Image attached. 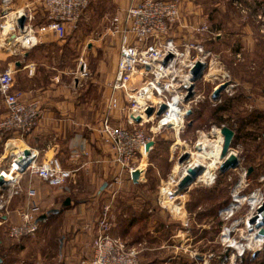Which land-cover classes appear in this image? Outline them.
Wrapping results in <instances>:
<instances>
[{"label": "built area", "instance_id": "2783aa9c", "mask_svg": "<svg viewBox=\"0 0 264 264\" xmlns=\"http://www.w3.org/2000/svg\"><path fill=\"white\" fill-rule=\"evenodd\" d=\"M94 1L98 0H42L46 21L35 28L26 23L31 19L29 15L26 17L24 13H19L12 16L8 12L11 0H0V48L7 41H14L23 49L30 48L37 44L41 34L46 33H51L61 40L67 35L68 28L76 26L85 9ZM21 14L26 17L22 30L16 22ZM180 19L181 0H129L122 13L111 16L106 27L104 35H108L110 41H117L118 53L114 77L107 84L108 91L97 131L101 143L111 153V161L115 167L112 182L116 190L122 184L123 175L131 178V173L139 166L138 158L142 157L145 144L153 138L146 136L141 126L152 121L155 115L158 117V123L156 128L151 127L152 133L162 128H174L173 125H168L170 119L167 106L174 98L177 99L176 106L183 113L184 126V119L187 113L192 111L193 104L191 98L185 100L188 88L195 85L191 71L196 62H200L204 66V78L205 70L216 60V56L213 58L212 52L199 40L177 42L171 35V28ZM195 31L205 33L209 32V29L206 24H202L196 27ZM80 66L85 71L86 64L83 62ZM218 75L221 82H229L227 73L219 72ZM0 97L4 106V114L0 118V177L3 180L0 183V229L4 228L9 240L19 242L23 238L35 236L39 228L38 206L35 202L28 208L16 210L17 219L10 220V204L22 193L23 176L35 175L49 186L57 187L71 177L72 170L63 168L56 157L43 159L38 149L17 144L31 135L37 126L40 100L38 97H27L22 91L14 89V68L10 65L3 67L0 64ZM162 104L166 109L157 115L156 112ZM148 107L153 109L149 116L146 114ZM116 113L127 126L113 122ZM142 115L147 117L143 118ZM137 117L140 118L139 121H136ZM25 150L29 152L27 155ZM215 179L216 174L208 183L198 181L197 177L195 181L212 186ZM260 181H264V174L260 176ZM168 183L171 185L170 190L163 192V187ZM172 184L171 175L169 181L161 180L156 195L157 206L174 217L184 218V226L189 227L187 201L181 199L176 202L180 194H176ZM27 194L31 196L33 191L27 190ZM164 196L169 200V205L180 207L182 204L184 213H174L165 203ZM251 196L255 197L252 203L248 200ZM246 202L249 208L243 227L239 228V235L235 237L238 224L230 227L224 225L221 228L216 241L221 251L216 253L210 248L203 252L198 248L188 250L191 245L187 244V241L192 239L188 237L174 246L176 251L188 253L190 260L196 264H212L211 261H214V264H226L228 260L230 264H234L236 259L241 260L246 252H260L264 246V234L259 235L258 232L261 227L264 229V217L258 209L264 203V185L252 191L248 197H241L236 193L232 202L219 209L218 215L220 220H227L238 209V204L240 210ZM258 224L261 227L258 228ZM112 225L111 208L104 204L94 226L89 229L93 231L90 240L91 256L81 264H140L139 246L127 245L121 238L112 235ZM198 256L200 258H197ZM215 257L218 260H213Z\"/></svg>", "mask_w": 264, "mask_h": 264}, {"label": "crops", "instance_id": "0c3cea01", "mask_svg": "<svg viewBox=\"0 0 264 264\" xmlns=\"http://www.w3.org/2000/svg\"><path fill=\"white\" fill-rule=\"evenodd\" d=\"M109 1L113 3L116 13H122L129 0ZM205 2L181 0V19L171 28L177 42L199 40L194 31L202 23L209 24L211 32L220 34L223 31L225 25L215 22L214 14L219 12L218 16H222L225 10H220L221 6L216 2L210 1L209 5H205ZM8 12L12 16L19 13H24L26 17L29 15L31 19L26 23L35 28L46 21L42 0H11ZM8 26L7 22L6 28ZM216 37V41L205 39V44L219 43L220 35ZM53 39L58 38L51 33L41 34L37 44L26 49L14 41H7L4 50L0 51V64L14 68V89L40 100L38 124L31 135L21 140L22 143L26 147L38 149L43 159L56 157L63 168L72 170V174L63 185L57 187L49 186L35 175L25 174L21 179L22 193L10 204V220L17 219L16 210L28 208L35 202L38 215L47 213L39 225L47 221H62L58 232L60 235L56 233L58 248L50 252L45 264H81L91 256L93 231L89 229L94 226L103 205L108 204L113 216L110 233L127 245L139 246L140 264H171L178 256L186 257L188 261L187 255L176 251L174 246L188 237L194 239L192 246L199 248L198 243L206 241L205 237L199 238L200 233L209 229L210 223L205 218H194L195 214L186 209L190 221L189 227H185L184 218L174 217L158 207L156 193L149 192L145 184V167L143 171L139 169L142 174L136 183L126 174L119 189L116 190L112 182L115 167L111 153L101 143L97 127L108 91L107 84L113 79L116 69L117 41H110L109 38L101 41L91 85L83 86L79 76H73L71 81L65 76L60 78L58 72H65L58 71L51 63V55L59 49L60 56L64 57L60 52L66 42ZM88 48L92 50L93 45L89 44ZM98 85L103 88L100 97L94 90ZM3 114L4 106L0 97V118ZM114 118L115 124L127 126L118 113L114 114ZM27 190H32L33 194L29 196ZM66 198H69L67 205L64 204ZM52 209H58V212H50ZM51 214H56V218ZM193 223L196 225L194 230ZM2 230L4 228L0 229V245L2 240H9ZM25 239L32 238L22 240ZM207 242L211 240L207 239ZM0 257V264H5V258ZM29 264H38V261ZM187 264L192 263L190 261Z\"/></svg>", "mask_w": 264, "mask_h": 264}, {"label": "rangeland", "instance_id": "374dc122", "mask_svg": "<svg viewBox=\"0 0 264 264\" xmlns=\"http://www.w3.org/2000/svg\"><path fill=\"white\" fill-rule=\"evenodd\" d=\"M210 1L218 3L221 6L218 5L220 10H225L224 13H221L222 16H218L219 12L214 14L215 22L225 25L223 31L220 34L210 32L209 24L205 23L209 32H194L197 33L199 41L204 44L206 49L212 52L213 58L216 56V60L212 61L211 66L205 70L204 78L201 76L194 83L191 96L193 100L192 113L184 119L179 139L176 137L175 129L170 127L152 133L151 127L156 128L158 123V117L155 115L152 121L141 126L146 136H153L151 139L154 141V147L148 154L146 150H142V157L138 158L140 162L138 169L143 171L145 167V184L148 186L149 192L157 195L161 180L167 182L171 175V180L173 179L174 183L175 177H177L174 170L181 169L187 161L194 157L189 153L196 152L195 144L201 137L205 136L210 140L218 141V136L213 129H220L222 126L233 129L234 136L229 151L238 156L239 163L235 168L222 173L218 167L214 173L216 179L212 186H205L201 182L193 181L187 189L179 191V188L173 185V189L175 188V191L179 192L176 193L178 196L185 194L184 200L190 202L188 203L189 207H193L199 200L206 201L201 203V209L193 207L191 211L195 214L194 218L197 216L200 219L205 218L206 222L210 223L209 235L212 240L208 243L206 238V241L198 243L200 244L198 250L203 252L210 248L218 253L221 250L216 241L221 228L224 225L230 227L238 224L237 231L235 230V237H237L240 232L239 228L243 227L249 206L246 202L239 210L238 204V209L227 220H220L219 209L232 202L236 193L241 197H248L252 191L264 185V181H260V176L264 174V0H206L205 5H209ZM213 11L215 12V9ZM216 11L218 10L216 9ZM114 13L116 14L111 1H94L85 9L76 26L68 28L67 35L61 39L66 42V45L63 46L65 48L60 52L64 57L60 56L59 49L51 55V63L58 71L65 72V74L58 72L60 78L65 76L71 81L73 76H79L83 86L91 85L90 81L93 79V72L97 69V60L100 55L98 48H100L103 39H108V35L104 34L109 19ZM217 34L221 39L219 43L205 44V39L210 38L211 41H216ZM102 36L103 38H101ZM89 44L93 45L92 50L88 48ZM4 48L5 45L0 48V51H3ZM83 62L86 64L85 71L80 66ZM219 72L227 73L229 82H221ZM223 83H227V89L225 87L218 98L213 99V90ZM94 90L96 94H99V97L103 93L101 85L94 87ZM220 106L225 110L219 111L217 108ZM220 136L223 138L222 134ZM1 144L0 142V152L2 151ZM17 144L22 146L21 142H17ZM185 152L188 157L184 162L179 163V156ZM248 166H253L255 171L247 174ZM197 180H202L200 175L197 176ZM169 185L170 183L163 189L171 188ZM181 199L183 198L177 197L176 202ZM216 202H222L217 213L216 208L213 207ZM61 224V220L41 223L31 240L25 239L21 242L2 240L0 250L6 260L5 264H29L36 261L38 264H45L49 260L50 252L58 248L59 238L57 236L60 235L58 232ZM192 226L194 230L196 225L193 223ZM203 231L205 230H202L200 234ZM2 232L4 233V230ZM56 233L58 234L56 235ZM54 235L55 237H53ZM194 243V239L187 241V244L191 245L188 250L195 248L192 246ZM4 249L7 251L4 252ZM263 251L264 246L259 254ZM253 253L246 252L241 260L237 258L234 264H243L245 258L248 257L252 260L258 258L259 254L253 258ZM184 254L188 257V253ZM213 260H218V258L215 257ZM190 261L189 257L187 261L186 257L178 256L172 260L171 264H187ZM192 261L193 264L195 261ZM211 262L214 264V261ZM226 264H230L229 260Z\"/></svg>", "mask_w": 264, "mask_h": 264}, {"label": "water", "instance_id": "95a60500", "mask_svg": "<svg viewBox=\"0 0 264 264\" xmlns=\"http://www.w3.org/2000/svg\"><path fill=\"white\" fill-rule=\"evenodd\" d=\"M26 21V17L24 14H21L19 17H17L16 22H17V26L20 30L23 29V26L25 24ZM203 64H201L200 62H196L195 66L193 67L191 73L193 75V81L196 82L199 78H201L202 73H203ZM227 86V83H223L220 86H218L217 88H215L212 92V98L213 99H217L220 92ZM193 87L194 85H191L188 88V94L185 98V100H188L189 98H191L192 96V92H193ZM166 109V106L164 104H162L159 108V110L156 112L157 115H160L164 110ZM153 113V109L151 107H148L146 110V114L147 116L151 115ZM191 113V111H189L187 113V115H189ZM140 118L137 117L136 121H139ZM220 132L223 136V143H222V149H221V153L220 156L221 158H223V161L221 162V164L219 165V170L220 172L224 173L227 170L231 169V168H235L238 163V156L237 154L229 151L230 146H231V142L234 136V131L233 129H231L228 126H222L220 128ZM154 145V141L153 140H149L146 144H145V150L147 151V153L150 151V149L153 147ZM26 155L29 153L28 150H25L24 152ZM188 157L187 153L182 154L181 156H179L178 158V162L182 163L186 160V158ZM252 166H249L247 168V174H249L252 171ZM200 173V169H194L192 167H188L186 174L181 178L180 182H179V191L183 190V189H187L192 183L193 181H195L196 177L199 175ZM140 170L137 168L135 169L132 173H131V180L136 183L139 180L140 177ZM2 178L0 177V183H2ZM64 204L67 205L69 204V198H66V200L64 201ZM258 211H260L262 213V216L264 217V203L263 205L258 209ZM50 212H58V209H52L50 210ZM47 217V213L41 214L38 216L37 221H42ZM252 222L254 221V218L251 220ZM257 227H261L260 224L257 225ZM259 235H263L264 234V229L261 227L259 229ZM259 254L258 251L254 252L252 257L255 258L257 255ZM197 258H200V256H198ZM2 261V258L0 257V263Z\"/></svg>", "mask_w": 264, "mask_h": 264}, {"label": "bare ground", "instance_id": "6f19581e", "mask_svg": "<svg viewBox=\"0 0 264 264\" xmlns=\"http://www.w3.org/2000/svg\"><path fill=\"white\" fill-rule=\"evenodd\" d=\"M176 103H177V99L174 98L167 105L169 107V119H170V122L168 123V125H173V127L176 131V137L179 139L180 138V131L183 128V123H182V114L183 113H182V111L180 112V110L178 109V106H176ZM142 116H143V118L147 117L145 115H142ZM213 130H214V132H216V134L218 136V141L210 140L205 136L201 137V139H199V141L195 144V146H196L195 151L196 152L195 153H189L187 151V153L191 154L194 157L191 158L189 161H187V163L184 164V166L181 167V169L176 168L174 170V173L177 174V177H175L176 178L175 182L172 185H174L175 187L179 186V182H180L181 178L186 174L188 167H192L194 169H200L199 175H200V178H202L201 181L208 183L212 180L215 171L218 169L219 165L223 161V158H221V156H220L223 138L220 136L221 132L219 129L215 128ZM21 144H22V146H25L22 142H21ZM169 186H171V185H169ZM169 190H170V188L167 187V188L163 189V192H168ZM176 193H179V192L176 191ZM180 196L183 199L186 197L185 194H180ZM248 200L250 203H252V202H254L255 197L251 196ZM164 201L174 213H177L179 215H182L184 213V211L182 209V207H183L182 204L180 205V207L177 205H169L170 202H169V200L166 199L165 196H164ZM255 239H257V238L255 237ZM258 239L260 240L259 237H258ZM250 246H251V244H250Z\"/></svg>", "mask_w": 264, "mask_h": 264}, {"label": "trees", "instance_id": "16d2710c", "mask_svg": "<svg viewBox=\"0 0 264 264\" xmlns=\"http://www.w3.org/2000/svg\"><path fill=\"white\" fill-rule=\"evenodd\" d=\"M219 111L221 110V111H223V110H225V108H221V106H220V108H217ZM191 113H192V111H191ZM260 146L258 145V148H259ZM253 167V166H252ZM253 171H255V169H254V167H253V169H252V171L250 172V173H252ZM210 198V197H209ZM211 199V198H210ZM211 201V200H210ZM202 202H206L204 199H202V200H199V201H197V202H195V205L193 206L194 208H196V207H198V206H201V203ZM188 203H190L189 201L188 202H186V209H187V211L189 212V213H192L191 211H192V208L193 207H189L190 205L188 204ZM223 203H224V201H223ZM211 204L213 205V203L211 202ZM222 206V202H216V203H214V206L213 207H215L216 208V213H217V210L220 208ZM215 210V209H214ZM214 213H215V211H214ZM216 213H215V215H216ZM51 216H56V214H51ZM198 217V216H197ZM210 234V231H209V229L208 230H205V231H203V233L202 234H200V237L199 238H202V237H205V238H207V239H209V240H212V238H211V236L209 235ZM1 251L2 250H0V256H2L1 255ZM255 263V264H264V251L263 252H261L260 254H259V256H258V258H256L255 260H252L250 257H248V258H245V260H244V262H243V264H250V263Z\"/></svg>", "mask_w": 264, "mask_h": 264}]
</instances>
